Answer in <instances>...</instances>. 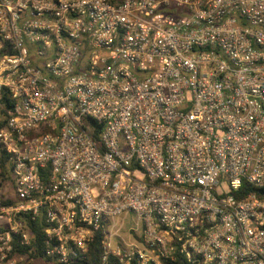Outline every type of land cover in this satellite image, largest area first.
<instances>
[{
  "label": "built area",
  "instance_id": "2783aa9c",
  "mask_svg": "<svg viewBox=\"0 0 264 264\" xmlns=\"http://www.w3.org/2000/svg\"><path fill=\"white\" fill-rule=\"evenodd\" d=\"M38 218L44 258L14 254ZM97 238L264 264V0H0V264Z\"/></svg>",
  "mask_w": 264,
  "mask_h": 264
},
{
  "label": "trees",
  "instance_id": "16d2710c",
  "mask_svg": "<svg viewBox=\"0 0 264 264\" xmlns=\"http://www.w3.org/2000/svg\"><path fill=\"white\" fill-rule=\"evenodd\" d=\"M7 105H10L7 104ZM2 164H5L4 158L1 160ZM3 175L6 178L8 176V167L4 168ZM8 179V177H7ZM32 231L35 234V242L32 246L25 247L21 246L17 242H14V254L28 255L31 258H44V232H43V224L41 220L38 218L35 222H32L30 225ZM37 249L33 251V249ZM101 239L97 238L95 242L90 246V250L87 256V259L83 262V264H101ZM108 264H118L115 258H111Z\"/></svg>",
  "mask_w": 264,
  "mask_h": 264
},
{
  "label": "rangeland",
  "instance_id": "374dc122",
  "mask_svg": "<svg viewBox=\"0 0 264 264\" xmlns=\"http://www.w3.org/2000/svg\"><path fill=\"white\" fill-rule=\"evenodd\" d=\"M132 220V219H131ZM37 264H41L40 262H38V260H35Z\"/></svg>",
  "mask_w": 264,
  "mask_h": 264
}]
</instances>
